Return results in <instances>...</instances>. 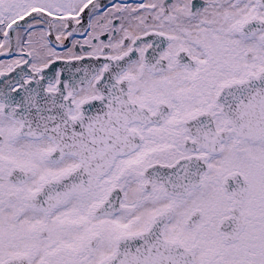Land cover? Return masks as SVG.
I'll return each mask as SVG.
<instances>
[{
  "label": "snow or ice",
  "instance_id": "6c2138e0",
  "mask_svg": "<svg viewBox=\"0 0 264 264\" xmlns=\"http://www.w3.org/2000/svg\"><path fill=\"white\" fill-rule=\"evenodd\" d=\"M0 264H264V0H0Z\"/></svg>",
  "mask_w": 264,
  "mask_h": 264
}]
</instances>
